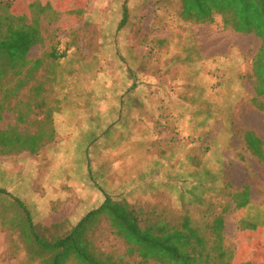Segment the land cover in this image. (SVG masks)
I'll return each mask as SVG.
<instances>
[{"label":"rangeland","instance_id":"rangeland-1","mask_svg":"<svg viewBox=\"0 0 264 264\" xmlns=\"http://www.w3.org/2000/svg\"><path fill=\"white\" fill-rule=\"evenodd\" d=\"M48 1L53 0H14L11 7V11L25 13L29 21L39 19L44 41L33 47L29 55L32 59H46L37 78L9 100L14 109L21 102L25 110L27 104L32 107L28 116L30 124H20L22 130L35 132L37 121H45L47 107L42 110L36 106L42 96L46 97L49 107L59 108L54 110L53 119L61 134L60 148L89 134L84 130L87 128L80 126L82 122L75 121L103 120L97 127L104 130L103 160L116 166L115 176L121 177L122 183L130 175L132 165L137 173L149 166L158 169L154 166L159 158L166 165L160 174L163 183L159 188L153 189L152 195L143 197L142 201L130 202L156 210L169 221L177 222L182 215H191L204 233L206 223L213 218L204 213H220L227 208L224 245L233 261L241 247V220L264 224V167L245 148L242 136L243 129H253L264 140V114L251 103L255 96L253 59L261 40L253 34L224 28L222 17L218 15L213 24L186 22L180 14V0H68L78 2L70 16L72 4H66L65 0L45 4ZM126 4L130 7V16L127 24L119 29ZM189 40L199 44L203 60L200 64L205 66L195 71L196 80L191 78L192 69L175 61L183 44ZM56 44L60 51L67 50V55L59 60L48 57ZM39 81H44L46 88L41 97L32 90ZM197 86L199 89L208 86L215 91L214 125L203 123L207 114L202 109L205 105L202 98H198ZM144 88L152 91L153 106L160 105L162 96L171 100L169 108L164 109L165 104L163 109L143 108ZM228 90L240 94L235 126L231 127L234 134H230L229 129L225 133L223 123L229 116V111L223 109ZM147 95L150 97L149 93ZM3 96L1 93L0 101ZM260 99L264 101V97ZM130 101L136 102V108L131 109ZM16 115L15 110L4 112L0 124L4 128L16 124ZM124 119L128 123L135 120L134 125L123 126ZM129 128H134L133 136ZM255 135L253 131L246 135L252 150H258ZM97 140L99 142V137ZM60 148L55 151L57 166L61 155L65 163L68 161V153ZM52 156V152L44 153L50 163ZM214 165L224 167L226 180L236 190L250 185L251 203L247 208L235 209V203L225 198L222 191L208 189L205 168ZM156 177L159 178V173ZM196 181L203 183L198 191L193 189ZM67 190L68 200L74 202L76 195L83 199L81 190ZM74 210V206H65L63 213L58 211V218L67 217ZM41 232L43 234L42 228ZM93 238L104 251L114 254L127 251L106 222ZM7 241L9 250L0 255V264H38L26 256L25 250L29 247L22 239ZM3 244L4 240L0 239V247ZM130 259L133 263V258ZM229 260L228 255L222 264Z\"/></svg>","mask_w":264,"mask_h":264},{"label":"trees","instance_id":"trees-1","mask_svg":"<svg viewBox=\"0 0 264 264\" xmlns=\"http://www.w3.org/2000/svg\"><path fill=\"white\" fill-rule=\"evenodd\" d=\"M14 0H0V94H4L0 101V121L6 111L15 110L17 112L14 125H7L5 128L0 124V154L11 155L23 151L31 153L40 152L43 147L56 140L61 135L57 130V123L53 119L54 109L49 107L45 96L37 103V107L45 109V121H37V130L31 132L22 130L20 124H30L28 119L29 112L32 110L30 104L25 110L20 105L17 109L13 108L9 101L12 96H18L22 90L27 88L31 82L36 79L37 72L44 66L45 58L32 59L30 51L33 47L40 45L44 41L42 26L39 19L29 21L25 13L13 9ZM181 17L186 22L195 24H213L215 17L221 16L223 26L226 29H232L235 32L243 34H253L261 40V45L253 59V77L255 96L252 97L253 106L264 114V0H180ZM34 4L35 3H31ZM48 1L45 4H53ZM65 0L70 5L72 11L69 16L74 14L76 3ZM132 2V0H131ZM130 2V3H131ZM31 6V5H30ZM79 8V7H77ZM44 10V9H43ZM130 7L123 6V16L119 29L123 28L129 19ZM67 55V50L60 51L58 44L53 45L48 57L59 60ZM149 56V55H148ZM149 57H146L148 59ZM175 61L186 64L193 75L195 71L202 67L200 64L202 56L196 43L192 40L183 44V50L179 52V57ZM205 66L203 65V68ZM196 80V76H192ZM190 77V76H189ZM193 80V81H194ZM194 82L193 85L197 84ZM45 82L39 81L33 85L32 90L37 97H41L42 91L46 90ZM198 89V98H202V108L206 110V125L215 124V91L208 86ZM133 92H136L135 90ZM230 92V93H229ZM150 94L148 97L147 94ZM155 93V92H154ZM162 94V91H160ZM174 94V92H173ZM144 99L141 101L143 108L149 110L152 108H169L171 102L169 98L160 97L158 107L153 106L151 97L152 91L144 88ZM223 109L229 111V116L223 119L226 130L234 134L231 127L235 126V110L240 99L238 92L231 90L225 95ZM166 98V99H165ZM131 102V101H130ZM136 103V102H135ZM131 102V109L135 107ZM183 103V102H182ZM136 108V107H135ZM231 112V113H230ZM179 119V118H176ZM146 122V118L144 119ZM100 119H81L75 122H82L86 134L84 139L70 141L64 149L68 153L66 165H61L60 169L65 174H70L78 182L85 180L87 176L88 192L98 193L99 205H89L85 212L79 211L80 219L74 224L70 231L63 229L44 228L43 234L35 231L29 212L24 206L33 237L22 238V241L29 247L26 256L38 264H222L226 256H230L227 264L232 263V257L224 245L225 231V213L222 212L204 213L212 216L211 221L206 223V233L202 226H198L191 215H182L180 221H169L156 210H148L146 207L137 206L130 201H142L143 197H133L134 194L141 193L144 190L152 195L153 189L159 188L158 185L163 181L160 178L162 168L166 165L162 159L155 160V168L151 166L143 172H136L135 180H132L131 174L121 182L116 175V166L111 162L103 160V128L97 129L102 125ZM135 120L128 123L127 119L122 122L123 126H133ZM133 136L134 128H129ZM255 132V141L258 150H252L250 143L246 139L247 133ZM83 133V129L80 131ZM107 133V132H106ZM78 134L75 132V135ZM84 135V134H81ZM242 136L245 142V148L250 154L256 157L264 167V140L253 129H243ZM99 137V142H98ZM151 137V136H150ZM150 137H148L150 139ZM149 144V143H148ZM145 152L147 148L143 149ZM144 152V151H143ZM146 155V154H145ZM87 156V163L85 158ZM150 159V157H148ZM85 163V164H84ZM148 166L146 163L145 167ZM217 165L206 167L205 173L208 177V189L222 191L223 196L229 198L235 203V209H244L251 203V188L245 184L242 189L236 188L225 178L224 167ZM198 169V167H197ZM114 173L111 174V172ZM101 173L102 179H101ZM154 173V174H153ZM159 173V178L156 174ZM113 177L115 179H113ZM79 178V179H77ZM113 180V189L108 186V179ZM120 180V181H118ZM82 184H85L83 182ZM202 182H195L193 189L198 191ZM178 186V183L175 184ZM182 185H180V188ZM155 187V188H153ZM135 190V191H134ZM183 193V190H182ZM181 193V198H182ZM221 193L217 194L218 196ZM146 198V197H145ZM21 203V202H20ZM22 204V203H21ZM88 211V212H86ZM84 214V215H83ZM82 215V216H81ZM78 216L76 218H78ZM75 218V217H74ZM106 222L116 238L120 239L127 247V251L121 254H114L112 251H104L94 240L93 235L98 228ZM241 230L239 237L241 240L240 257L242 261H249L257 255H264V224L255 223L246 219L241 220ZM208 233V234H207ZM14 246V243H13ZM263 249V250H262ZM262 251V252H261ZM133 258V263L130 259ZM32 264V263H31Z\"/></svg>","mask_w":264,"mask_h":264},{"label":"crops","instance_id":"crops-1","mask_svg":"<svg viewBox=\"0 0 264 264\" xmlns=\"http://www.w3.org/2000/svg\"><path fill=\"white\" fill-rule=\"evenodd\" d=\"M197 46L199 47V44ZM73 134L75 133L73 132ZM59 136L56 138L57 142L55 140L47 144L37 153L23 151L11 155L0 154V239L4 240L3 246L0 247V255L9 250L7 239L33 237L24 206L30 214L35 231L39 233L41 228L48 227L70 231L80 219L79 211L85 212V208L82 210L81 207L99 205L103 201H97L99 199L97 192H88L86 186L88 183L87 172H85V180H83L85 184H82L83 182L81 180L77 182L71 173L62 172L60 166L66 164L62 155L58 157V166L56 165L55 151L61 146ZM66 147L67 144H64L60 149ZM49 152H52L53 155L52 164L50 159L44 158V153L48 154ZM84 158L87 163V156ZM102 174L101 179L103 178ZM130 174L132 180H135L136 169L134 165H132ZM113 179L115 178L113 177ZM107 181L110 190L113 189V180L109 178ZM68 188L81 190L83 199L76 195L77 199L74 202L68 200L70 196ZM147 191H141V193L134 194L133 197H146L150 193L149 190ZM65 206H74L75 210L68 213L67 217L59 219L58 211L63 213ZM77 216L78 218H76ZM10 248L13 249L14 247L10 246ZM240 250L241 247L235 253L231 264H264V255H257L249 261H242Z\"/></svg>","mask_w":264,"mask_h":264}]
</instances>
